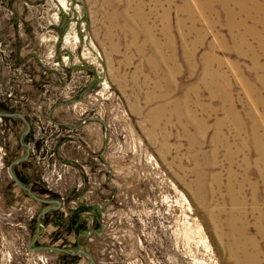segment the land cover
Instances as JSON below:
<instances>
[{
  "label": "rangeland",
  "instance_id": "374dc122",
  "mask_svg": "<svg viewBox=\"0 0 264 264\" xmlns=\"http://www.w3.org/2000/svg\"><path fill=\"white\" fill-rule=\"evenodd\" d=\"M0 105V264H264V0H0Z\"/></svg>",
  "mask_w": 264,
  "mask_h": 264
},
{
  "label": "water",
  "instance_id": "95a60500",
  "mask_svg": "<svg viewBox=\"0 0 264 264\" xmlns=\"http://www.w3.org/2000/svg\"><path fill=\"white\" fill-rule=\"evenodd\" d=\"M0 116L3 117H17L19 118L26 126L25 130L21 132L20 134V143L22 145V147L24 148V155L19 156L17 158H15L14 160H12L8 166H7V170L8 173L13 181V183L15 185H17L20 189L24 190L30 197H32L34 200L37 201H41V202H45V203H51L54 202L56 203V205H60V201L58 199H45L39 195H37L35 192H33L29 186H27L25 184V182H23L22 180H20L17 175L15 174L13 167L14 165H16L19 162L24 161L28 155H29V145L27 143H25L23 141V138L25 137V135L28 133L30 125L28 123V121L26 120V118L20 113V112H4V111H0ZM56 206H52L49 208H46L45 210L41 211L38 213L37 216V230L39 228V217L43 214L46 213L47 211H49L51 208H55ZM37 230L34 236V239L31 241V243H33L36 238H37ZM31 243L29 244V248H33V249H38V250H58L70 255H76V254H81L84 255L90 262V264H95V261L91 255V253L89 251H86L80 247H77L75 249H69V248H65V247H57V246H35V247H31Z\"/></svg>",
  "mask_w": 264,
  "mask_h": 264
},
{
  "label": "trees",
  "instance_id": "16d2710c",
  "mask_svg": "<svg viewBox=\"0 0 264 264\" xmlns=\"http://www.w3.org/2000/svg\"><path fill=\"white\" fill-rule=\"evenodd\" d=\"M1 107L3 108V110H9L7 107H4V105H1ZM9 111H11V110H9ZM3 119H5V120H8V119H12V118H6V117H4ZM13 170H14V172H15V174L17 175V177L20 179V180H22L23 182H25V183H27L26 182V180L17 172V170H16V168L15 167H13ZM31 189H32V191H34V192H37V193H43L44 191H40V192H38L36 189H34L33 187H31ZM64 257L65 258H67V257H70L71 259H73V257L72 256H70V255H68V254H64ZM66 264H68V263H66Z\"/></svg>",
  "mask_w": 264,
  "mask_h": 264
},
{
  "label": "crops",
  "instance_id": "0c3cea01",
  "mask_svg": "<svg viewBox=\"0 0 264 264\" xmlns=\"http://www.w3.org/2000/svg\"><path fill=\"white\" fill-rule=\"evenodd\" d=\"M20 17H21V16H20ZM21 22H22V24H24L25 21H22V20H21ZM25 23H26V22H25ZM33 23H34V22H33ZM28 24L30 25V27H28V26H27V27L29 28V35H30V41H31V40L33 39V37H34V35H33V29H34L35 25H34V24L31 25V22H29ZM28 24H27V25H28Z\"/></svg>",
  "mask_w": 264,
  "mask_h": 264
},
{
  "label": "flooded vegetation",
  "instance_id": "af4514ba",
  "mask_svg": "<svg viewBox=\"0 0 264 264\" xmlns=\"http://www.w3.org/2000/svg\"><path fill=\"white\" fill-rule=\"evenodd\" d=\"M0 111H3V108L1 107V105H0ZM27 186H29L30 187V189H31V187L32 186H30L28 183H25ZM34 188V187H33ZM35 189V188H34ZM32 190V189H31ZM34 192V191H33ZM36 193V192H35ZM45 196L44 195V193H41V194H39V196H41V197H43V196ZM46 196L48 197V195L46 194ZM43 198H45V199H48V198H46V197H43ZM45 203V202H44ZM67 254V253H66ZM68 255H70V254H68Z\"/></svg>",
  "mask_w": 264,
  "mask_h": 264
}]
</instances>
